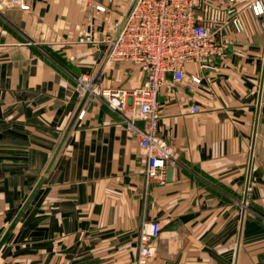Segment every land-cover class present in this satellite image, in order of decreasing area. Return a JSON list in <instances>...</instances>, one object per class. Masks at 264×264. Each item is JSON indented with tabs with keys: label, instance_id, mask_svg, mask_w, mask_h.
Wrapping results in <instances>:
<instances>
[{
	"label": "crops",
	"instance_id": "crops-1",
	"mask_svg": "<svg viewBox=\"0 0 264 264\" xmlns=\"http://www.w3.org/2000/svg\"><path fill=\"white\" fill-rule=\"evenodd\" d=\"M129 1L0 0V235L79 102L77 76L91 78ZM251 1H231L241 29L215 35L229 49L210 58L194 90L185 86L198 72L193 61L182 79L166 75L159 86L157 133L173 158L164 183L146 192L144 156L126 128L130 101L117 109L102 95L143 75L128 60L106 59L0 246V264H127L144 218L159 223L144 264H264V11L253 14Z\"/></svg>",
	"mask_w": 264,
	"mask_h": 264
},
{
	"label": "built area",
	"instance_id": "built-area-1",
	"mask_svg": "<svg viewBox=\"0 0 264 264\" xmlns=\"http://www.w3.org/2000/svg\"><path fill=\"white\" fill-rule=\"evenodd\" d=\"M23 6L29 0H6ZM231 1L225 7L211 4L209 0H136L126 21L108 54V58L125 59L135 64L142 72V80L136 87L128 89H104L103 97L111 107L124 108L129 99L133 116L127 119L126 128L137 137L144 156V189L150 182L165 181L166 162L172 160L173 149L164 137L157 133L159 108L156 93L169 76L177 81L185 76V63L193 61L198 72H188L185 86L194 90L200 82L199 72L211 67L210 58L225 55L226 42L215 38L221 30L233 27L241 29V23L233 14ZM97 9L103 7L95 5ZM250 10L257 15L264 11V0H252ZM86 39L92 40L89 34ZM111 35L106 37V45ZM88 77L80 74L76 78V89L82 94ZM93 89V87H92ZM197 111L195 105L189 106ZM81 115V110L77 116ZM139 120L141 123L137 124ZM136 256L127 264H144L153 253L150 241L159 234L156 219H142L138 226ZM96 264V263H91Z\"/></svg>",
	"mask_w": 264,
	"mask_h": 264
},
{
	"label": "water",
	"instance_id": "water-1",
	"mask_svg": "<svg viewBox=\"0 0 264 264\" xmlns=\"http://www.w3.org/2000/svg\"><path fill=\"white\" fill-rule=\"evenodd\" d=\"M136 0H130L129 4L127 6V8L125 9L124 13L122 14L119 22L116 25V28L114 30V32L111 35V39L110 41L107 43V45L105 46L100 60L98 62V65L94 71V73L92 74L91 78L88 80L86 89L84 90V92L82 93L79 102L77 104V106L75 107V110L73 111L67 125L65 126V128L62 131V134L57 142V144L55 145L52 154L50 156V158L48 159L43 171L41 172V174L39 175L38 179L36 180V182L34 183V185L32 186V188L30 189L29 193L27 194V196L25 197V199L23 200V202L21 203V205L19 206V208L17 209V211L15 212L14 216L12 217V219L9 221V223L7 224V226L5 227V229L3 230V232L0 235V246L3 244V242L5 241L6 237L8 236L9 232L12 230L13 226L15 225V223L17 222V220L19 219L20 215L22 214V212L24 211V209L26 208L27 204L29 203L30 199L32 198L33 194L36 192V190L38 189V187L41 185L57 151L59 150L68 130L70 129L76 114L78 112V110L80 109V106L83 102V100L85 99V97L87 96V94L89 93V91L92 90V87L95 83V80L99 74V71L101 69V67L103 66L104 62L106 61V59L108 58V54L111 50V47L113 45V41L115 40V38L118 36L124 22L126 21L131 9L133 8L134 4H135ZM226 49H229V45H226ZM264 64V56H263V60H262V65ZM260 88V87H259ZM256 114L255 113V117H254V123H253V129H252V137H251V142H250V149H249V158H248V165H247V177H248V171H249V165H250V157H251V151H252V145H253V136H254V132H255V122H256ZM170 171V167H167V174H169ZM164 264H169V262H165Z\"/></svg>",
	"mask_w": 264,
	"mask_h": 264
}]
</instances>
